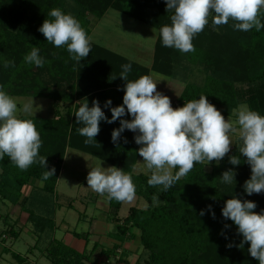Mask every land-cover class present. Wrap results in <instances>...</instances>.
I'll return each mask as SVG.
<instances>
[{"label":"trees","instance_id":"16d2710c","mask_svg":"<svg viewBox=\"0 0 264 264\" xmlns=\"http://www.w3.org/2000/svg\"><path fill=\"white\" fill-rule=\"evenodd\" d=\"M70 2L72 4L67 0H0V89L9 96L45 97L53 102L51 117L18 115L21 119L33 121L40 134L41 147L37 162L27 170H20L7 156L0 160V200L18 204L23 189L32 179L41 182L40 190L54 193L65 150L74 148L129 174L135 185V194L145 199L146 207L130 206L123 217H117L120 202L109 199V208L115 209L112 213L113 238L122 241L130 227L140 231L139 242L146 255L141 257L142 252L135 264H259L248 252V242L241 243L243 237L237 226L224 218L221 212L227 199H240L236 195L238 186L244 185L251 176L250 165L239 152L242 145L239 137L222 160L212 163L210 170L205 169V164L196 163L187 175L166 191L162 186H149L150 174L132 172L139 157L137 149L140 145L134 140L138 133L126 129L114 144L111 133L119 128L120 122L109 124L102 120L99 134L93 142L86 144L87 138L77 131L83 125L77 123L74 114L85 100L91 107L95 99L105 115L111 118L110 109L104 105L108 99L112 107L123 103L126 81L119 76L122 65H131L129 80L148 75V69L91 40L88 57L77 63L71 59L66 45L55 47L38 29L45 19H54L49 12L58 8L65 14H71L89 37L91 17L98 19L108 9H116L157 31L152 70L178 77L181 81L189 75L191 64L204 71L200 83H184L176 102L171 105L173 108L205 95L227 119L236 116L234 110L241 104L264 116V28L246 32L237 30L233 27L236 22L231 19L225 25L214 27L210 15L204 30L192 39L195 51L184 53L162 44L160 28L170 25V17L174 14L166 11L165 0ZM259 18L264 24V9ZM33 48H37L45 60L42 67L24 60ZM5 60L13 61L14 66L6 68ZM241 85L245 89L243 94L238 90ZM123 118L130 120L131 116L126 114ZM232 155L240 158L239 165L230 164ZM40 157L47 160L45 168L38 162ZM50 168L55 169L54 176L44 180L43 173ZM229 169L234 172L231 184L221 179V174ZM175 171L177 169L173 174ZM154 196L158 197V202H154ZM26 202L28 197L21 209L27 212V221L35 227L34 233L42 235L46 227H54L50 217L27 208ZM201 210L203 215H200ZM7 232L13 237L18 235L13 228ZM72 234L84 240L88 237V232ZM118 247L119 244H113L103 253L106 256L117 253ZM43 254L51 264H86L90 261V254L85 250H76L55 238L49 240ZM126 254L127 250H120L119 259ZM11 255L18 262L25 259L13 252Z\"/></svg>","mask_w":264,"mask_h":264},{"label":"clouds","instance_id":"9594fccd","mask_svg":"<svg viewBox=\"0 0 264 264\" xmlns=\"http://www.w3.org/2000/svg\"><path fill=\"white\" fill-rule=\"evenodd\" d=\"M165 3L166 11L174 14L170 17L171 24L160 28L162 44L184 53L195 51L192 39L204 30L210 15L214 27L225 25L231 19L236 22L233 27L237 30L246 32L264 28L259 18L264 0H165ZM49 16L54 19H45L38 29L46 41L57 48L66 45L71 59L77 63L88 57L90 38L80 23L58 8L50 10ZM24 60L37 67L45 63L37 48L25 55ZM4 66H14V62L5 60ZM130 70V64L122 65L119 75L126 81L122 105L112 107L110 99L105 101L104 106L110 109L111 118L105 115L95 99L91 107L85 100L74 113L77 123L83 125L77 131L87 138L86 144L93 142L99 134L100 121L112 124L119 120V128L111 133L112 142L117 143L126 129L138 133L134 136L135 143L140 145L137 151L151 173L147 183L153 187L162 186L166 191L187 175L196 163L222 160L232 144L229 134L234 133L242 141L239 152L251 168L244 191L248 195L264 192V116L247 105H240L234 110L236 120L228 122L205 95L173 108L169 97L157 91L156 81L148 75L129 80ZM32 108L33 101L25 104L22 111L29 113ZM17 111L16 101L0 89V160L7 156L20 170H27L37 162L41 139L33 121L19 118ZM126 114L131 116L130 120L123 118ZM124 142L127 143L126 138ZM38 162L44 168L47 165L45 157H40ZM229 162L232 165L241 163L235 155L229 157ZM173 169H177L174 174ZM54 172V168L46 170L43 179L54 176ZM221 179L224 183H233V170L224 171ZM86 181L91 190L100 195L106 193L110 200L131 203L135 199L131 176L115 166L89 170ZM153 199L158 202V197ZM255 208L253 201L229 198L221 212L237 226L243 237L241 243L248 242L251 257L264 264V213L253 211ZM203 214L201 210L200 215Z\"/></svg>","mask_w":264,"mask_h":264},{"label":"rangeland","instance_id":"374dc122","mask_svg":"<svg viewBox=\"0 0 264 264\" xmlns=\"http://www.w3.org/2000/svg\"><path fill=\"white\" fill-rule=\"evenodd\" d=\"M67 2L72 4L70 0H67ZM73 7L76 8L77 6L74 4ZM91 22L90 36L92 41L98 43L106 49L112 50L115 53L124 55L131 60L133 59L134 61L148 66L153 55L152 53L156 41L157 31L154 28L135 21L113 8L108 9L106 14L101 18L97 19L95 17H91ZM189 67V75L185 76L186 78L183 77L184 81L181 82H183V84L187 81L200 83L204 77V71L195 64H191ZM162 78H166L167 80L172 79L166 76H163ZM243 87L244 86L242 85L238 86V90L242 94L245 90ZM170 92L172 94L171 96H173L176 95V93L180 94L181 91L177 89L171 90ZM11 97L17 103V116L32 115L51 117L53 115V102L48 98L31 96ZM173 99H175V101L172 105L176 102L177 97ZM32 101L33 108L31 112H23V106L31 103ZM226 120L228 122H233L236 120V116L227 118ZM229 135L232 140V144L230 145L231 147L237 140L238 136L234 133H230ZM142 159V157H138L135 165L133 166L132 172L151 174L145 167V163ZM213 162H205V169L210 170ZM100 166L107 168L112 165L91 154L74 148H67L62 166L59 170L54 193H47L40 190V188H37L36 185H29L28 187L30 188V191L27 194L28 202H26L25 205L27 208L29 207L33 209L36 213L42 216L50 217L53 223L56 222L57 225H64L69 228V231L71 232H73L72 230H75L76 232L85 231L88 227H90L91 220L93 218L101 222L106 220L108 223L112 224V213L115 209L113 207L109 208L110 200L107 194L105 193L104 195H100L87 186L86 176L88 171ZM172 171L174 172V169ZM236 195L240 199L255 202L256 208L253 209V211L257 213H264V192L248 195L244 191V185L240 184ZM22 202L23 198L20 203L22 204ZM10 205L11 204L6 200H0V235L2 233L7 235L6 244L9 246V251H4L2 254L3 257H0V264H15L16 260L12 257V252L29 256L30 250L27 249H33L38 254L39 252H42L50 239L55 238L62 240L63 235L61 231L63 230V226H56L53 228L46 227L47 231L45 230L42 235H37V232H33L35 231V227L31 222L26 221L24 224H21V221L23 222L24 219H27V214L20 213V215L13 220L10 212ZM21 206L19 205L18 208ZM130 206L144 208L147 206V203L144 198L135 194L133 202L119 203L117 217L125 216ZM10 228L16 230L18 233L17 237L9 235L7 230ZM30 231H32V234L29 233ZM111 233L112 230L108 232L106 236L113 238ZM33 245L35 247H32ZM139 245L140 251H137L136 255L139 256L140 253L143 252V255L141 256L143 257L146 255L144 254L145 250L142 248L140 243ZM71 246L74 247L75 245L72 244ZM86 253L90 254L89 250H86ZM117 254L119 253L117 252ZM113 257L114 256L110 257L112 260L110 259V263L108 264H117ZM4 258H6V260ZM38 264H51V262L46 257H43L38 260ZM86 264L93 263L87 261ZM102 264H106L105 260L102 261Z\"/></svg>","mask_w":264,"mask_h":264},{"label":"crops","instance_id":"0c3cea01","mask_svg":"<svg viewBox=\"0 0 264 264\" xmlns=\"http://www.w3.org/2000/svg\"><path fill=\"white\" fill-rule=\"evenodd\" d=\"M90 35H91V32L89 34V38L92 41ZM156 36H157V32H156ZM152 63H153V55H152L151 61L148 64V66H145L143 64L142 65L148 69V76H150L154 81H156L157 91L159 93H161L162 95H166L167 97H169V99L171 101V105H172L173 102L175 101V99H173V98L178 97L179 93H176V95L171 96L172 94L170 91L171 90H177V89L179 91H181L184 84L177 77L167 76V75H164L158 71L152 70V68H151ZM163 76H166L168 78L170 77L172 79L167 80L166 78H162ZM66 150H67V148H66ZM66 150H65V153H66ZM64 156H65V154H64ZM29 185H36V187L39 188L41 185V182L32 179L29 182V184L27 186H25V188L23 189V195L20 198V201L23 198L22 204L19 201L18 204H16V205H10V207H11L10 212H11L13 220L16 217H18L20 215V213L27 214V212L25 210L21 209V207L18 208V206L23 205L24 202L27 200V197H28L27 194L30 191V188L28 187ZM27 216H28V214H27ZM26 221H27V219L26 220L24 219L23 222L21 221V224H24ZM111 223L112 224L108 223L106 220L105 221L103 220L101 222V221L93 218L91 220L90 227H88V229H86L85 231H81V232H88L87 240H84L83 238L74 237L72 232L69 231V228L65 227L64 225H62L63 226L62 227L61 224L57 225L55 222L54 227H56V226L60 227L61 226L63 228V230L61 231L62 235H63L62 241L64 240V242L66 244L75 245L74 248L76 250H79V251L89 250L90 262H92L93 264H102L103 260H105V263L108 264V263H110V259H111L110 257H112V256H114L113 258L117 264H135L137 261V258H138V256L136 255V252L140 251L139 229L136 227H130L128 229L127 235L123 238V240L118 241L117 239L110 238V237L106 236V234L113 229L114 223H113V221ZM27 231H29V230H27ZM72 231L76 232L75 230H72ZM29 233L32 234V231H30ZM6 238H7V235H5L4 233H2L0 235V257L1 258L3 257L2 254L4 251H6V252L9 251V246H7V244H6ZM76 240H77V243H76ZM113 244H119V247L117 248L118 250H123V249L127 250V254L125 255L124 258L119 259V255L117 253L109 254V256H106L105 253H103L104 249L111 248ZM27 250H30V254H29L30 257L27 255L19 253V255L24 257L25 259L18 262L17 258L15 257V260H16L15 264H38V260L45 257V255L43 254L44 249L42 250L41 253L39 252L38 254L33 249H27ZM4 259L6 260V258H4ZM7 261H8V259H7ZM10 264H14V263H10Z\"/></svg>","mask_w":264,"mask_h":264},{"label":"built area","instance_id":"2783aa9c","mask_svg":"<svg viewBox=\"0 0 264 264\" xmlns=\"http://www.w3.org/2000/svg\"><path fill=\"white\" fill-rule=\"evenodd\" d=\"M118 251V253L120 252V250H117Z\"/></svg>","mask_w":264,"mask_h":264}]
</instances>
